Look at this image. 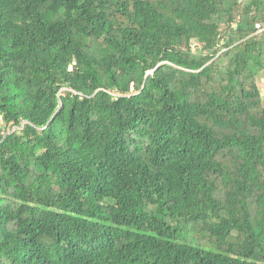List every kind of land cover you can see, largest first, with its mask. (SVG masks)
<instances>
[{
    "label": "trees",
    "instance_id": "1",
    "mask_svg": "<svg viewBox=\"0 0 264 264\" xmlns=\"http://www.w3.org/2000/svg\"><path fill=\"white\" fill-rule=\"evenodd\" d=\"M264 0H0V264H264Z\"/></svg>",
    "mask_w": 264,
    "mask_h": 264
},
{
    "label": "rangeland",
    "instance_id": "2",
    "mask_svg": "<svg viewBox=\"0 0 264 264\" xmlns=\"http://www.w3.org/2000/svg\"><path fill=\"white\" fill-rule=\"evenodd\" d=\"M258 83H259V87H260L261 93L264 96V71L259 76Z\"/></svg>",
    "mask_w": 264,
    "mask_h": 264
},
{
    "label": "built area",
    "instance_id": "3",
    "mask_svg": "<svg viewBox=\"0 0 264 264\" xmlns=\"http://www.w3.org/2000/svg\"><path fill=\"white\" fill-rule=\"evenodd\" d=\"M256 28L259 30V31H262L264 30V25L262 26L261 24H256Z\"/></svg>",
    "mask_w": 264,
    "mask_h": 264
}]
</instances>
